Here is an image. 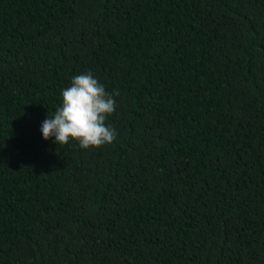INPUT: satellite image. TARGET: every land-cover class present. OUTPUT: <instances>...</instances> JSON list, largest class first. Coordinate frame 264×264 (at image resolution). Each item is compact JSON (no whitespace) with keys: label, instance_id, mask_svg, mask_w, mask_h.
<instances>
[{"label":"trees","instance_id":"16d2710c","mask_svg":"<svg viewBox=\"0 0 264 264\" xmlns=\"http://www.w3.org/2000/svg\"><path fill=\"white\" fill-rule=\"evenodd\" d=\"M87 73L115 141L45 140ZM0 264H264V0H0Z\"/></svg>","mask_w":264,"mask_h":264},{"label":"clouds","instance_id":"9594fccd","mask_svg":"<svg viewBox=\"0 0 264 264\" xmlns=\"http://www.w3.org/2000/svg\"><path fill=\"white\" fill-rule=\"evenodd\" d=\"M62 106L42 122L45 140L55 137V143L66 145L77 141L82 149L101 148L112 144L117 136L106 120L116 110L115 96L91 73L76 75L71 85L62 90Z\"/></svg>","mask_w":264,"mask_h":264}]
</instances>
